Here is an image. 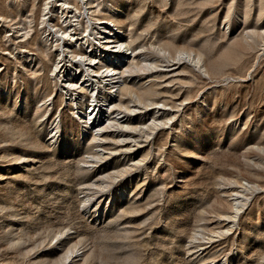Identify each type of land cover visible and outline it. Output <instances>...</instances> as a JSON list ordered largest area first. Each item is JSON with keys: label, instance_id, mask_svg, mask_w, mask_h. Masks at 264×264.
Segmentation results:
<instances>
[{"label": "rangeland", "instance_id": "1", "mask_svg": "<svg viewBox=\"0 0 264 264\" xmlns=\"http://www.w3.org/2000/svg\"><path fill=\"white\" fill-rule=\"evenodd\" d=\"M92 2L143 94L101 87L96 128L59 75L107 48L62 51L52 0H0V264H264V0Z\"/></svg>", "mask_w": 264, "mask_h": 264}, {"label": "bare ground", "instance_id": "2", "mask_svg": "<svg viewBox=\"0 0 264 264\" xmlns=\"http://www.w3.org/2000/svg\"><path fill=\"white\" fill-rule=\"evenodd\" d=\"M52 1L55 3L54 5L57 8V10H59L60 14L65 18L64 21L67 23V25L71 27L69 29L67 28L58 29L56 28L57 26L55 23L52 24L50 23L51 22L50 19H48L47 21L45 20L50 25V27L47 28L49 34H53V36L56 35L57 39L63 42L62 51L70 52L71 48L73 47V44L75 45L78 44V47L79 45H82L83 47H86L87 45L86 48L89 49L92 48L94 45H96L97 47L101 46L102 48H107L104 49L105 50L104 52L102 51L100 52L99 58H96L95 55L87 56L86 51H84L85 54H81V56L76 60V62L73 63L74 65L73 68H67V70H63L62 73H60L61 75H59L60 77H64V80L66 81L65 84L67 85L65 87L69 88L68 89L69 104H72L74 108L77 109L78 115L80 116L83 122H85L87 125L90 123V125L93 128H96L99 125L98 124L99 122L101 121L106 122L111 118V111L109 104L110 99L107 97V95H105L106 96L105 99H98V97L96 96V92L99 91L101 87L105 86L106 89H108L109 92H111V94L117 93L116 98L112 99L110 103H114V102L116 103L117 101H119L122 104L121 96L119 95H122L123 93L130 95L136 94L140 101L143 99V94L135 92V90L133 89V85L131 84L128 85L126 80L123 79V77L121 76L124 72V67H128V65H131L128 63L131 57L132 58L135 57V54L129 56V54L132 53V50H130L131 47L124 42H121L116 45L114 44L110 47V43L113 38L116 37L121 38V36L124 35L125 32L121 27L122 24L119 23V21L116 19L117 17L115 18L112 16H108L105 17V19H100L95 17L96 16L94 15L95 9H94V5L92 4L93 3L92 0H52ZM82 3H84V5H82ZM113 8L115 9V11H119L118 7L114 6ZM78 11L80 12V14L83 15L84 19H82V16L80 14H78ZM115 14L116 13H114V15ZM78 15H80V18H78ZM50 17L53 16L51 15L49 16V18ZM86 17H88V19ZM88 26H91V29L89 31L90 36L89 33L83 34L80 31L82 29L84 30V32H86ZM69 30H73V33H70ZM81 34L83 35V38H81ZM92 35L94 36V38ZM83 39L86 40L84 41ZM30 55H31L30 53L25 54L26 57L28 56L27 58H29V60H30ZM180 55H186L187 57H190L191 53L182 50ZM57 67L60 68V66ZM80 69L83 70L82 74L77 72ZM101 70H103V72H101ZM99 74H100V80L97 79V75ZM81 79H85L86 83L84 82V84H82L80 82L82 81ZM72 90L73 91L75 90V92L78 93V96L75 95L76 93H72L71 92ZM89 91H91L90 95L94 94V97L92 99L91 107L90 108L88 107V109L85 110L84 109L85 102L83 101L82 98L85 97L87 92ZM89 101H90V96L88 98V103H90ZM151 104L154 105L151 108H149L150 111L151 109L154 108L155 109L158 108L159 110H167L169 108L167 106V103L164 102H152ZM122 106L125 107V105ZM131 110H135V109L131 108ZM86 118H89L90 122H88ZM116 121H118L117 123H119L121 126L126 125L125 124L126 120H116ZM155 123H157V120L155 121ZM233 199H235L234 200L236 201L235 205L236 204L237 205L234 212L231 215H227L228 221L234 220V218L237 217L238 212L240 210L239 207L240 201H238L237 198H233Z\"/></svg>", "mask_w": 264, "mask_h": 264}]
</instances>
